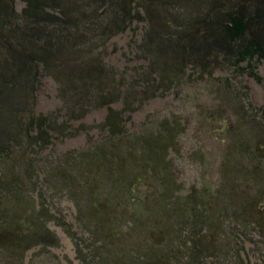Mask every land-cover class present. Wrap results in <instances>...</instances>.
I'll return each instance as SVG.
<instances>
[{
  "label": "rangeland",
  "instance_id": "obj_1",
  "mask_svg": "<svg viewBox=\"0 0 264 264\" xmlns=\"http://www.w3.org/2000/svg\"><path fill=\"white\" fill-rule=\"evenodd\" d=\"M24 5L16 0L18 11ZM148 27L136 20L100 48L134 95L146 86L156 89L160 81L151 73L154 57L141 48ZM253 64L262 82L225 65L211 74L190 66L171 89L125 112L130 134L149 135L169 122L180 132L167 152L169 177L153 174L133 187L130 213L100 222L85 193L99 178L87 167L83 172L81 155L108 140L100 126L107 110L69 119L59 82L44 74L35 110L52 116L59 131L46 149L0 154V224L6 230L37 216L58 242L0 250V264H264V160L253 154L264 147V61ZM114 107L124 109V101ZM9 179H15L11 184L22 207L12 191H2Z\"/></svg>",
  "mask_w": 264,
  "mask_h": 264
},
{
  "label": "trees",
  "instance_id": "obj_2",
  "mask_svg": "<svg viewBox=\"0 0 264 264\" xmlns=\"http://www.w3.org/2000/svg\"><path fill=\"white\" fill-rule=\"evenodd\" d=\"M23 1L18 11L16 0H0V154L9 157L16 150L46 149L52 132L59 131L52 116L35 110L44 74L59 82L69 119L106 108L100 126L108 132V140L81 155L83 172L87 167L99 178L98 186L85 192L99 222L106 216L130 213L131 189L152 180L153 174L169 177L167 152L180 131L169 122L149 135L130 134L124 114L134 111L135 103L171 89L190 66L211 74L225 65L262 82L253 61H264V0ZM141 19L149 26L141 48L154 57L151 73H158L160 81L156 89L146 86L134 95L100 48ZM119 100L124 101V109L114 107ZM134 154L139 159L132 160ZM253 154L264 160V147ZM63 178L73 180L68 175ZM13 180H7L2 191H12L13 201L22 207ZM161 183L173 191L168 181ZM47 210L76 238L66 222ZM16 226L4 230L0 224V250L25 251L58 242L37 216Z\"/></svg>",
  "mask_w": 264,
  "mask_h": 264
}]
</instances>
